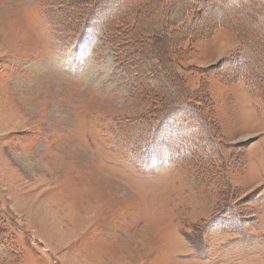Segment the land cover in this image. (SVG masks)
<instances>
[{
    "label": "rangeland",
    "instance_id": "rangeland-1",
    "mask_svg": "<svg viewBox=\"0 0 264 264\" xmlns=\"http://www.w3.org/2000/svg\"><path fill=\"white\" fill-rule=\"evenodd\" d=\"M120 263L264 264V0H0V264Z\"/></svg>",
    "mask_w": 264,
    "mask_h": 264
},
{
    "label": "trees",
    "instance_id": "trees-1",
    "mask_svg": "<svg viewBox=\"0 0 264 264\" xmlns=\"http://www.w3.org/2000/svg\"><path fill=\"white\" fill-rule=\"evenodd\" d=\"M54 16H56V14ZM88 22H89V20H88ZM52 23L55 25V21L54 22L52 21ZM95 23H97V22H95ZM95 23L94 22L92 23L91 21H90V23H85V25L81 31L80 36L81 37L84 36V34L86 32L85 29L87 27L89 28L91 26V27L96 28V25H94ZM98 24L99 25L97 26V28L100 29V31H102L103 26L106 24V21L101 20V22H98ZM60 25H62V24L60 23ZM87 25H90V26H87ZM59 31L65 32L64 27L61 28V30H59ZM64 36H62V40L64 39ZM245 45L247 46V44H245ZM94 51H95V44L92 43V45H90L88 47V52L94 53ZM243 67H244V65H241L239 70H236V72L234 74L236 75V78H240V79L244 80L246 86H248V89L253 91L252 86H257V84L254 85L255 80L252 78L253 76L251 75V73L242 71ZM251 84H253V85H251ZM184 109L185 108H183L182 110H184ZM172 110H174V109H172ZM160 118H158V119H160L159 120L160 123L157 124L156 126H154V128L152 129V132H151L152 134L150 135L149 139L147 138L149 145L160 143L159 147L164 148L163 150H159L160 154H168V153H170L172 155L183 154V152L187 149V144L195 142L193 139L192 132H190V129L188 132V127H186L185 124H183V123L179 124L180 120H179L178 116H177V118H172L170 116V114L167 115V113H166V114L162 115ZM181 121H184L183 117H181ZM146 129H147V131H149L150 127L147 125ZM146 134L148 135L149 133L148 132L143 133L144 138L146 137ZM188 137H191V138H188ZM172 138H175V139H172ZM186 138H188V140H186ZM173 141H174V143H173ZM139 144H140V141L137 142V145H139ZM159 147H158V149H159ZM206 160H205V162L207 163L206 165L211 164V163H212V165L214 164V162L211 161L210 158H207Z\"/></svg>",
    "mask_w": 264,
    "mask_h": 264
},
{
    "label": "bare ground",
    "instance_id": "bare-ground-1",
    "mask_svg": "<svg viewBox=\"0 0 264 264\" xmlns=\"http://www.w3.org/2000/svg\"><path fill=\"white\" fill-rule=\"evenodd\" d=\"M91 70H92V68H90ZM88 71V75H90V74H92L93 72H94V70H92V71ZM127 253V252H126ZM123 258V257H122ZM117 260V259H116ZM126 260V259H125ZM121 262V261H120ZM125 263V262H124ZM121 264V263H120ZM130 264V263H129ZM133 264V263H132Z\"/></svg>",
    "mask_w": 264,
    "mask_h": 264
},
{
    "label": "snow or ice",
    "instance_id": "snow-or-ice-1",
    "mask_svg": "<svg viewBox=\"0 0 264 264\" xmlns=\"http://www.w3.org/2000/svg\"><path fill=\"white\" fill-rule=\"evenodd\" d=\"M185 2H187V0H185ZM219 2H220L221 4H223V3L225 2V0H219Z\"/></svg>",
    "mask_w": 264,
    "mask_h": 264
}]
</instances>
